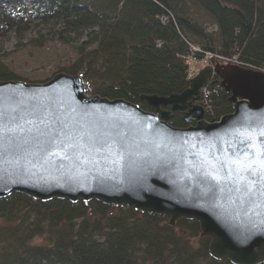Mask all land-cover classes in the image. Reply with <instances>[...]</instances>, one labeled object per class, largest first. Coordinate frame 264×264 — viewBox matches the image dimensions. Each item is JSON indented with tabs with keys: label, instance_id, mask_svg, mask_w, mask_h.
Returning <instances> with one entry per match:
<instances>
[{
	"label": "trees",
	"instance_id": "obj_1",
	"mask_svg": "<svg viewBox=\"0 0 264 264\" xmlns=\"http://www.w3.org/2000/svg\"><path fill=\"white\" fill-rule=\"evenodd\" d=\"M192 8L216 31L191 17ZM31 32L33 47L74 46L76 60L57 74L81 76L90 96L149 112L142 96L189 88L188 57L212 53L264 70V0H0V83H28L7 65L3 44ZM219 85L217 78L207 86L209 121L233 112ZM171 124L189 127L180 112ZM200 230L197 221L173 226L169 217L127 206L15 193L0 199V264H232L209 255L211 240Z\"/></svg>",
	"mask_w": 264,
	"mask_h": 264
},
{
	"label": "water",
	"instance_id": "obj_2",
	"mask_svg": "<svg viewBox=\"0 0 264 264\" xmlns=\"http://www.w3.org/2000/svg\"><path fill=\"white\" fill-rule=\"evenodd\" d=\"M215 68L200 72L182 94L143 96L154 112L123 99L90 96L81 76L58 74L39 85L0 83V113L6 121L16 114L19 123L29 128L32 126L25 119L35 112L44 120L37 124L41 129L48 122L58 127L55 122L61 119L73 129L93 134L124 132L123 140L131 152L117 157L108 149H83L79 159L61 161L42 159V153L31 156L23 149L9 151L0 156V199L20 193L42 202L95 200L168 216L171 225L194 220L200 224L202 237L212 240L209 255L215 260L261 264L264 198L242 202L229 191L231 185L225 184L216 186V196L210 199L207 186L215 181L205 175L208 169L202 160L207 156L214 162L231 156L245 132L257 133L258 145L264 144L257 127L264 124V72L237 66ZM214 75L231 95L235 113L209 124L204 108L195 102ZM173 112L183 113L190 127L181 130L170 125ZM31 138L26 134L19 142ZM6 148L7 142L0 145V150Z\"/></svg>",
	"mask_w": 264,
	"mask_h": 264
},
{
	"label": "snow or ice",
	"instance_id": "obj_3",
	"mask_svg": "<svg viewBox=\"0 0 264 264\" xmlns=\"http://www.w3.org/2000/svg\"><path fill=\"white\" fill-rule=\"evenodd\" d=\"M13 112L15 113V110ZM19 119L18 115L12 114L6 121L0 113V145L5 142L8 145V148L0 150V156L9 151L17 153L20 149L31 156L42 153V159L50 160L56 157L61 161L79 159L84 155L83 149H108L117 157L131 155L130 145L123 140L126 135L124 132H116L114 136L112 133L93 134L73 129L61 119L55 122L58 127L48 122L45 128L41 129L37 124L44 123V120L35 112L25 119V123L32 127L25 128L19 123ZM257 127L258 136L264 138V124ZM26 134H31L32 138L24 139L23 143H20V138ZM242 135L245 138L240 139L231 156L215 158L214 162L207 156L203 158L202 165H206L208 169L205 175L215 181V184L209 183L207 186V192L211 194L210 199L216 196V186L225 184L231 185L229 191L236 193L242 202L256 203L257 197L264 198V144L258 145L257 133L249 135L245 132ZM117 137L119 139H116ZM33 147L36 151H33ZM15 162H19V157Z\"/></svg>",
	"mask_w": 264,
	"mask_h": 264
},
{
	"label": "rangeland",
	"instance_id": "obj_4",
	"mask_svg": "<svg viewBox=\"0 0 264 264\" xmlns=\"http://www.w3.org/2000/svg\"><path fill=\"white\" fill-rule=\"evenodd\" d=\"M190 14L192 15L191 17H193L200 24L207 25L208 32L216 31L217 27L211 24V19L206 14L200 12L199 10H196V8L194 9L192 8L190 11ZM36 36H37V32H31L21 41L14 39V38L12 39L10 38L9 40L5 42V44H3L4 53L8 55L6 57L7 65H9L10 68L18 74V76L22 77L25 81H28L27 84H33V85L45 84V83L50 82L51 80H53L55 76L58 75L57 73L60 69L67 67L69 64L74 62L77 58L75 48L71 44H64L62 42L59 43L58 41H50L47 44H45V47L43 48L30 46L28 42ZM191 48L192 50H194V52H201L200 48L198 47H191ZM186 60H187V65L190 67L188 71L189 79L192 77L193 79L196 78L199 75V73L205 70L207 67L212 68L213 70L216 69L215 67L217 66H223V67L230 66L231 67V66L237 65L235 61H238L235 58L233 59L222 58L212 53L204 54L203 59L199 61H196L194 58H189V57ZM244 68L251 69L252 67H244ZM252 70L264 72V70H257L254 68H252ZM59 74H63V73H59ZM217 78L218 77L214 75L213 77L210 78V81L208 84L211 85V83ZM219 88L221 89V84L219 85ZM206 89L207 91L205 90V88L201 90L200 98L197 101L202 107H204L207 98L210 97L209 96L210 89H208L207 87ZM232 108H233V112L231 114H234L235 109L233 105H232ZM146 112H149V111H146ZM183 118H184V114H183ZM221 119L223 118H220L217 121L215 120L209 121L207 120V117L205 116V120L209 124L219 123ZM123 206H127V205H123ZM139 212H143V211H139ZM148 214H151V213H148ZM161 216H164V215H161ZM201 234H202V231H201ZM201 238H208V237H202L201 235Z\"/></svg>",
	"mask_w": 264,
	"mask_h": 264
},
{
	"label": "bare ground",
	"instance_id": "obj_5",
	"mask_svg": "<svg viewBox=\"0 0 264 264\" xmlns=\"http://www.w3.org/2000/svg\"><path fill=\"white\" fill-rule=\"evenodd\" d=\"M219 82H220V84H221V81H220V79H219ZM209 85V84H208ZM207 85V86H208ZM225 92V91H224ZM226 93V92H225ZM227 95H229V97H231V95L230 94H227ZM143 97V96H142ZM174 113V112H173ZM171 118H172V115H171ZM170 125H172L171 124V121H170ZM189 125V124H188ZM173 126V125H172ZM174 127V126H173ZM189 127H190V125H189ZM174 128H176L177 129V127H174ZM179 129H181V128H179ZM184 129V128H183ZM182 130V129H181ZM166 217H168V216H166ZM170 218V217H169ZM170 220H171V218H170Z\"/></svg>",
	"mask_w": 264,
	"mask_h": 264
}]
</instances>
